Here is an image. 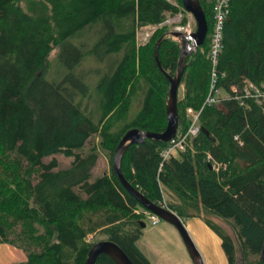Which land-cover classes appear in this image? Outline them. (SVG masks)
Masks as SVG:
<instances>
[{
  "label": "trees",
  "instance_id": "trees-1",
  "mask_svg": "<svg viewBox=\"0 0 264 264\" xmlns=\"http://www.w3.org/2000/svg\"><path fill=\"white\" fill-rule=\"evenodd\" d=\"M176 1L178 8L167 0H0V244L25 254L18 264H84L99 232L133 264H150L136 247L145 210L118 183L112 156L130 129L166 128L169 81L157 63L173 77L180 46L164 38L157 61L153 49L167 14L184 12ZM216 1L199 0L208 36L187 56L179 86L177 133L187 131L191 109L200 111L198 135L165 160L169 142L132 144L120 170L151 203L182 221L202 220L228 264H264V101L230 89L248 81L264 95V0L230 1L217 65V85L229 96L207 106ZM149 25L159 27L136 46L137 30ZM86 55L107 66L94 84L82 73ZM53 64L61 73L49 81ZM100 150L110 173L91 181ZM56 155L72 161L60 167ZM220 222L231 225L237 246ZM95 264L116 263L100 255Z\"/></svg>",
  "mask_w": 264,
  "mask_h": 264
},
{
  "label": "water",
  "instance_id": "water-1",
  "mask_svg": "<svg viewBox=\"0 0 264 264\" xmlns=\"http://www.w3.org/2000/svg\"><path fill=\"white\" fill-rule=\"evenodd\" d=\"M182 9L192 15L194 23H196V31L192 32V34L185 33H177V32H167L163 34L161 38L156 42L154 50V57L157 61V49L161 43V41L166 38L168 35L172 37H177L180 39V56L178 59L177 71L175 75L168 76L167 73L163 71L159 63L157 66L159 70L166 76L169 81V90L168 96L166 100L165 110H166V128H164V132L159 133H150L145 132L139 129H130L127 131L124 136L121 138L120 142H118V147H116L114 154L112 156V169L118 183L122 185V187L129 193V195L134 198L138 204L145 211L150 214L158 217L159 220L165 221L168 224L172 225L179 233L180 237L183 240V243L186 248V252L189 255V259L192 264H204L203 260L199 254L198 249L193 243L192 239L188 235L185 230L184 224L180 218L172 213L171 211L158 206L156 204L151 203L140 192H138L135 188H133L123 177L122 172L120 170L121 163L123 159V155L127 150L128 146L132 144H142L147 139L155 140L156 142H170L173 138H175L178 131V109H177V101H178V88L181 83V78L186 68V58L190 54L196 50V48L201 47L206 39V32L208 31L207 22H205V15L203 10L201 9V5L199 0H181ZM204 134L207 132L204 129H201ZM144 227V225H143ZM89 253L84 261V264H95L98 256L106 255L108 258H111L113 262L116 264H133L127 255L121 251L118 246L110 240H104L96 242L89 248Z\"/></svg>",
  "mask_w": 264,
  "mask_h": 264
},
{
  "label": "rangeland",
  "instance_id": "rangeland-1",
  "mask_svg": "<svg viewBox=\"0 0 264 264\" xmlns=\"http://www.w3.org/2000/svg\"><path fill=\"white\" fill-rule=\"evenodd\" d=\"M174 3H176L177 6H179L177 4L176 0H170ZM181 9V6L179 7ZM182 18L177 22V20L175 19L176 15H170L167 14L166 16V20L168 19H173L174 22L169 23H164V28H166V32H181V33H187L186 30H189L190 33L192 34V32L196 31V23L193 22V17L192 15L190 16V14H188L187 12H183L182 13ZM183 18H185V25H182L181 20H183ZM189 24V25H188ZM188 25V27H187ZM146 32L150 33L151 30H147L146 28H139V30H137L135 38H136V46L141 47L146 45L149 40L150 37H148L146 40H144L145 38V34H147ZM208 32V31H207ZM144 35V36H143ZM151 36V35H150ZM208 36V35H207ZM206 36V37H207ZM170 40L176 42V43H180V39H178L177 37H172L170 35L167 36ZM208 39L210 40V35L208 37ZM93 43L95 41V38L92 37ZM180 46V44H179ZM191 53V52H190ZM55 56H52V59H54ZM99 65V67L97 66ZM56 64H53L51 66V70L50 73L48 74L47 79H49V81H53L58 79L60 73H61V69L57 66ZM92 67V69H94V71L97 69L98 70V74L96 72H93L88 74V70L89 68ZM102 68H104V70H102ZM81 69H82V73L83 75H85L84 79H86L87 83H90V81H92V84L95 83V81L101 77L104 74V72H106L107 70V66L106 67H101L99 62H96L95 59L92 60V57H90V55H86V57L83 59L82 65H81ZM183 86L181 85V87L178 88V98L182 97V93H183ZM142 99H143V95H139V97L136 99V101L133 103L132 107H131V115H135L138 113V111L141 109L142 107ZM94 141L98 142V138H94ZM87 151V150H86ZM108 153L104 151H99V158L97 161L96 166L94 167V169H92L93 174H92V178L91 181H93L96 177L102 176L103 174L106 175L110 173V167H109V157H108ZM58 162H59V166L60 167H65L68 166L71 161L72 158H66L62 155H56L55 157ZM149 217H147L146 219H144V223H145V228L143 229V233H142V237L141 239L137 242V247H139L140 249H142L146 255L147 258H149L148 260L151 261V264H183L181 262L180 256H178V254H170V252H172V248H174L173 244V237L175 236L176 239L179 242V245L181 247V249L183 250V252H185L186 257H187V261L189 262V264H192L191 260L189 259V255L186 252V248L183 243L182 238L180 237L179 233H177V230L172 227V225L168 224L165 221L160 220V222L158 223V225H156L155 227H153L150 224ZM220 221V220H219ZM218 222V220H217ZM223 224V228L224 231L227 232L235 241L236 246L237 244V240L236 237L234 235V231L233 228L231 227L230 224H225V223H221V225ZM94 241H104V240H108L106 234H103L101 232L97 233L94 235ZM173 242V244H172ZM154 247H156L157 249H159L160 251H163V253L166 254V258L161 262L159 260H157L158 258L155 255V251H154ZM21 252V251H19ZM18 252V255H19ZM13 253L15 252V249H13L12 247H8L7 246H0V264H18L21 262H24L26 259V256L23 252H21V254L23 255V260L24 261H19L21 259H17L14 260V256ZM237 264H241L240 262H237Z\"/></svg>",
  "mask_w": 264,
  "mask_h": 264
},
{
  "label": "built area",
  "instance_id": "built-area-1",
  "mask_svg": "<svg viewBox=\"0 0 264 264\" xmlns=\"http://www.w3.org/2000/svg\"><path fill=\"white\" fill-rule=\"evenodd\" d=\"M170 2L173 6L178 8L176 3L167 0ZM230 1L231 0H217L214 6L212 7L213 9V19H212V30L209 33L210 35V40H209V48L207 52V59L210 62L211 65V86H210V93L208 97L205 100V104L208 105H213L215 103H218L221 98H227L229 96V93L226 91H223L218 85H217V78H218V72H217V65L219 62V56L222 52V47H223V32H224V27L226 23V19H228L229 13H230ZM182 18V14L178 13V15L175 16V19L177 22ZM174 22L173 19H168L165 20L164 23H171ZM164 23H162L159 26H164ZM189 25V24H188ZM187 25V27H188ZM159 26H144L143 28H146L147 30H151L150 33L146 32L145 34V39L146 40L150 35H152ZM187 33L189 34L190 31L186 30ZM144 36V35H143ZM231 92L234 94L239 93L238 98H252L256 102L264 101V95L261 93L262 91L260 90L259 87L255 86L254 84L245 81L243 84V87L238 90L236 87H231ZM200 111H193L191 109L186 110V115L190 119V124L189 127H187V131L183 134V136H179L177 133L175 138L170 140L167 148L164 149L162 152L161 157L162 159H167L170 156V153H173L175 151H184L187 141L190 138H196V136L199 133V116H200ZM163 208L164 205H161ZM146 217H149V221L151 222L152 225H156L159 222L158 217L155 215H152L148 213L147 211H144ZM92 236H88L87 241H91Z\"/></svg>",
  "mask_w": 264,
  "mask_h": 264
},
{
  "label": "crops",
  "instance_id": "crops-1",
  "mask_svg": "<svg viewBox=\"0 0 264 264\" xmlns=\"http://www.w3.org/2000/svg\"><path fill=\"white\" fill-rule=\"evenodd\" d=\"M185 227L186 232L188 233V235L190 236V238L192 239L193 243L195 244L196 248L199 251V254L203 260L204 264H228V261L225 257V253L221 247V240L220 238L214 233L212 232L205 224L202 220L197 219V218H192V219H188L185 221H182ZM222 222H220L221 224ZM151 224V222H150ZM152 225V224H151ZM158 225V223L156 224ZM156 225H152L153 227H155ZM142 237V236H141ZM141 239V238H140ZM139 239V240H140ZM174 242V244H173ZM173 246L174 248H172V252H170V254H178V256H180L179 259H181V262L183 264H189V262L187 261V257L185 252H183V250L181 249L179 245L178 240L176 239V237H173ZM0 246H7L6 244H0ZM9 247V245H8ZM12 247V246H10ZM137 247V246H136ZM13 249H15L16 253H13L14 256V260L17 259H21L19 261H24L23 260V255L21 254V252H19L20 250L14 247H12ZM142 254L147 258L146 253L140 249L139 247H137ZM154 253L156 255V257L158 258L157 260L159 261H163L166 258V254L163 253V251H160L159 249H157L156 247H154ZM19 252V255H18ZM149 258H147L148 260ZM149 263L151 264V261L148 260Z\"/></svg>",
  "mask_w": 264,
  "mask_h": 264
}]
</instances>
